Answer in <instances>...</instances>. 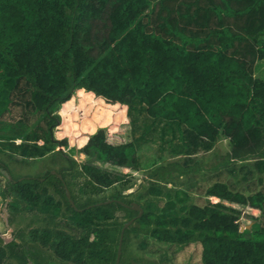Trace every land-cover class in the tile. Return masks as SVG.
Instances as JSON below:
<instances>
[{"label": "trees", "instance_id": "obj_1", "mask_svg": "<svg viewBox=\"0 0 264 264\" xmlns=\"http://www.w3.org/2000/svg\"><path fill=\"white\" fill-rule=\"evenodd\" d=\"M262 59L264 0H0V80L7 87L0 122L27 126L36 140L69 148L63 134L57 137L58 128L74 126L72 107L84 110L91 117L69 149L94 160L80 171L97 186L126 178L99 163L138 170L133 131L138 107L153 122L184 128L206 150L219 137L229 143V152L215 164L171 162L148 175L167 182L217 171L200 189L218 201L167 214L137 205L139 217L119 192L78 207L65 182V171L76 162L66 155L68 169L36 176L16 175L0 159L8 178L0 195L10 212L24 205L56 217L62 204L48 192L50 186L63 197L62 219L79 230L74 236L32 229L26 240L18 232L6 244L0 236V264L8 258L34 261L29 244L50 250L61 262L116 264L120 232L131 220L119 264H127L122 252L128 233L179 248L198 243L201 264H264V221L249 216L256 228L242 232L244 214L234 207L264 217V80L254 75ZM107 107L114 110L103 114ZM251 160L261 168L259 190L245 196L213 180L223 175L222 167ZM238 170L254 176L246 165ZM118 210L127 217L122 225L114 222Z\"/></svg>", "mask_w": 264, "mask_h": 264}, {"label": "rangeland", "instance_id": "obj_2", "mask_svg": "<svg viewBox=\"0 0 264 264\" xmlns=\"http://www.w3.org/2000/svg\"><path fill=\"white\" fill-rule=\"evenodd\" d=\"M254 75L256 78L264 80V59L256 64ZM2 90V91H1ZM7 87L0 80V112L5 107V97ZM75 118L73 127L66 132L58 128V137L68 140L69 148L75 144V138L84 130L82 125L85 119L90 118L84 110L72 107ZM107 110H114L110 107L104 108L103 114ZM136 123L133 127L134 138L137 140L138 170L118 168L108 164L99 163L102 168L115 170L125 174L126 178L114 183L109 187H99L90 181L80 171V165L85 162H94L69 148L44 144L41 140H36L32 133V128L15 125L10 121L0 122V159L4 161L10 169L19 176H36L48 170L58 172L61 168L68 169L64 155L74 160L76 164L65 171V182L69 185L74 197L75 204L83 207L89 203L110 199L115 193H121L123 199L133 202L134 206L143 205L147 210L167 214L177 213L179 208L190 204L201 206L206 200L202 191L212 182V172H200L183 176L178 179L161 182L149 178V173L159 166H166L171 162L188 163L190 165L215 164L228 151V143L222 138H218L211 148L206 150L205 143L194 139L184 128H177L176 125H168L162 122H153L138 107ZM61 115V110L59 111ZM62 117V116H61ZM63 134V135H62ZM179 134V137H178ZM246 165L254 176L248 179L238 169ZM223 175L219 179L230 183L237 192L247 196L253 190L261 187L262 172L256 166L254 160L242 164L236 163L222 167ZM48 192L61 202L59 213L52 218L51 215L39 213L37 210H28L24 205L18 211L10 212L6 206H2L1 215L6 223L9 234L2 236L3 244L8 243L12 236L18 232L24 234V239L32 229L42 230L44 228L60 229L74 236L79 234V230L66 225L62 216L66 214L63 197L55 193L52 187L47 186ZM244 214L239 220L240 231L249 232L256 228V223L249 219L253 216L258 221H264L260 212L243 206H236ZM127 220L126 214L122 210L115 213L114 222L122 225ZM28 251L36 256L34 261L30 258L28 264H72L71 262H61L54 258L52 252L46 248L29 244ZM201 246L198 243L185 248L170 246L159 243L154 239L139 234L128 233L123 247L122 257L127 264H201ZM36 262V263H35ZM4 264H18L13 258L5 260Z\"/></svg>", "mask_w": 264, "mask_h": 264}, {"label": "crops", "instance_id": "obj_3", "mask_svg": "<svg viewBox=\"0 0 264 264\" xmlns=\"http://www.w3.org/2000/svg\"><path fill=\"white\" fill-rule=\"evenodd\" d=\"M258 62V61H257ZM257 62H256V64H257ZM256 64H255V67H256ZM254 71H255V68H254ZM74 99L75 98H73V100L72 101H74ZM73 103V102H72ZM58 137V136H57ZM219 138H222V137H219ZM222 139H224V138H222ZM224 140H226V139H224ZM227 141V143H228V140H226ZM214 144V143H213ZM229 152V143H228V151H227V153ZM226 153V154H227ZM225 154V155H226ZM224 155V156H225ZM236 163H238V164H242L241 162H236ZM236 163H232V164H230L231 166L232 165H235ZM245 163V162H244ZM229 165V166H230ZM223 168H221V170H222ZM217 173V171L216 172H212V174L214 175V174H216ZM8 178H7V174L4 172V171H2L1 169H0V193H1V190L3 189V187H4V184H5V182H6V180H7ZM208 199H212V201H214V202H216V201H218L217 199H215V198H208ZM3 204H4V201H3V199L1 198V195H0V236L1 235H5V234H3V233H6V235H8L9 234V230H8V228H7V225H6V223L3 221V219H2V215H1V208H2V206H3ZM228 205H230V204H228ZM5 206V205H4ZM232 206H234V205H232ZM235 207V206H234ZM2 237V236H1Z\"/></svg>", "mask_w": 264, "mask_h": 264}, {"label": "water", "instance_id": "obj_4", "mask_svg": "<svg viewBox=\"0 0 264 264\" xmlns=\"http://www.w3.org/2000/svg\"><path fill=\"white\" fill-rule=\"evenodd\" d=\"M66 196H67V199L69 200L70 204L72 206L73 203L71 202V199H70V194L69 192L66 193ZM132 208L136 211H138V217L142 214V209L139 207V206H132ZM133 223V220L129 221L127 224H125L120 232V236H119V240H118V246H117V258H116V264H119V260H120V257H121V250H122V241H123V234H124V230L130 226L131 224Z\"/></svg>", "mask_w": 264, "mask_h": 264}]
</instances>
